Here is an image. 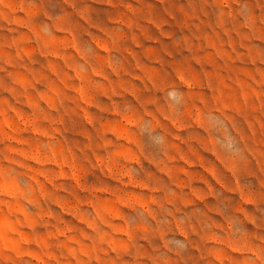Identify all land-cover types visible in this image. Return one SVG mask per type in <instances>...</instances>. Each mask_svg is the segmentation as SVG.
Instances as JSON below:
<instances>
[{"label":"rangeland","instance_id":"1","mask_svg":"<svg viewBox=\"0 0 264 264\" xmlns=\"http://www.w3.org/2000/svg\"><path fill=\"white\" fill-rule=\"evenodd\" d=\"M0 264H264V0H0Z\"/></svg>","mask_w":264,"mask_h":264},{"label":"bare ground","instance_id":"2","mask_svg":"<svg viewBox=\"0 0 264 264\" xmlns=\"http://www.w3.org/2000/svg\"><path fill=\"white\" fill-rule=\"evenodd\" d=\"M125 176H126V175H125ZM169 178H170V177H169ZM170 180H171V178H170ZM172 181H173V180H172ZM159 188H160V187H159ZM163 188H164V187H163ZM120 201H121V200H120ZM187 202H188V201H187ZM92 203H93V202H92ZM92 203H91V204H92ZM124 203H125V202L123 201V204H124ZM183 203L185 204V202H183ZM128 204H129V203H128ZM172 204H174V203H172ZM187 204H188V203H187ZM127 206H128V205H127ZM129 206H131V205H129ZM173 206H174V205H173ZM185 206H186V205H185ZM175 207H176V206H175ZM131 208H132V207H131ZM175 210H176V209H175ZM122 211H123V210H122ZM122 211H121V213H122ZM123 212H124V211H123ZM188 213H189V212H188ZM110 214H111V213H110ZM118 215H119V214H118ZM118 215H116V216H118ZM186 215H187V213H186ZM114 216H115V215H114ZM194 216H195V215H194ZM123 217H124V215H123ZM120 218H122L121 215H120ZM116 219H117V218H116ZM188 219H189V218H188ZM124 220H126V219L124 218ZM190 220H191V219H190ZM190 220H188V221H190ZM197 220H199V219H197ZM197 220H196V221H197ZM103 221H104V220H103ZM198 223H199V222H198ZM198 223H197V224H198ZM201 224H202V222H201ZM200 226H201V225H199L198 227H200ZM202 227H203V226H202ZM126 228H127V227H126ZM166 228H167V227H166ZM186 228H187V227H186ZM193 228H194V227H193ZM195 228H196V227H195ZM191 229H192V228H191ZM203 229H205V228L203 227ZM203 229H202V230H203ZM186 230H187V229H186ZM189 230H190V229H189ZM193 230H194V229H193ZM167 231H168V229H167ZM205 232H206V231H205ZM193 233H194V232H193ZM188 234H189V233H188ZM194 234H195V233H194ZM203 235H204V234H203ZM186 237H188V236H186ZM205 237H207V236H205ZM199 238H200V237H199ZM187 239H188V238H187ZM217 239H218V238H217ZM217 239H216V240H217ZM230 240L232 241V239H230ZM190 243H191V242H190ZM233 244H234V243H233ZM239 246H240V245H239ZM237 247H238V246H237ZM237 247H235V248H237ZM238 248H239V247H238ZM176 253H177V252H176ZM178 253H179V250H178ZM199 258H200V257H199Z\"/></svg>","mask_w":264,"mask_h":264}]
</instances>
